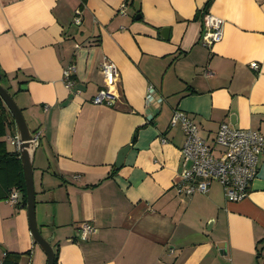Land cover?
<instances>
[{
	"label": "crops",
	"instance_id": "1",
	"mask_svg": "<svg viewBox=\"0 0 264 264\" xmlns=\"http://www.w3.org/2000/svg\"><path fill=\"white\" fill-rule=\"evenodd\" d=\"M209 1L0 0V79L40 139L37 220L58 263L264 264V157L241 202L218 182L191 197L176 189L186 135L171 125L175 111L210 144L223 123L264 134V0H214L208 12L225 21V36L212 47L197 18ZM106 61L120 76L113 106L93 103ZM84 223L97 229L87 241ZM7 253L22 254L19 264L48 262L28 208L0 201Z\"/></svg>",
	"mask_w": 264,
	"mask_h": 264
},
{
	"label": "built area",
	"instance_id": "2",
	"mask_svg": "<svg viewBox=\"0 0 264 264\" xmlns=\"http://www.w3.org/2000/svg\"><path fill=\"white\" fill-rule=\"evenodd\" d=\"M123 8H126V5ZM203 21L202 42L208 47L222 42L225 36V21L209 12L204 15ZM82 22V11L78 10L75 24L81 25ZM251 66L257 71L261 69V65L257 62L252 63ZM76 72L75 65H70L65 70L64 79L69 89H73V76ZM102 72L106 83L94 97L93 103L113 106L118 100L113 88L119 83V72L111 61L103 63ZM156 98V89L150 86L147 94L148 103H153ZM171 125L180 126L186 135V143L182 150V171L176 183L179 194L187 197L207 194L213 183L218 182L223 187L229 201L241 202L249 197L251 186L259 175L260 163L264 157V134L260 130L235 129L223 123L214 142L210 144L201 136L200 126L195 120L182 111L174 112ZM9 140L19 150L18 135ZM21 199V192L14 190L8 201L20 206ZM81 229V238L85 241L97 233V229L88 223H84ZM6 255L0 257V264H4Z\"/></svg>",
	"mask_w": 264,
	"mask_h": 264
},
{
	"label": "water",
	"instance_id": "3",
	"mask_svg": "<svg viewBox=\"0 0 264 264\" xmlns=\"http://www.w3.org/2000/svg\"><path fill=\"white\" fill-rule=\"evenodd\" d=\"M169 29H164L163 37L168 39ZM27 86H23V90H27ZM0 97L5 102L6 106L12 113L15 123L17 135L20 141L19 151L21 153V160L25 175L27 193V208L29 224L34 241V245H38L45 252L48 258L47 264H56V250L51 244L50 239L46 238L40 230L37 220V192L35 185V160L37 150L40 146V139L31 129L24 113L14 96L7 90V88L0 83ZM235 119V116H233ZM131 146L123 148L118 156L117 167L121 168L125 162Z\"/></svg>",
	"mask_w": 264,
	"mask_h": 264
},
{
	"label": "trees",
	"instance_id": "4",
	"mask_svg": "<svg viewBox=\"0 0 264 264\" xmlns=\"http://www.w3.org/2000/svg\"><path fill=\"white\" fill-rule=\"evenodd\" d=\"M81 8H84L88 0H81ZM214 0H210L205 8L199 12L197 18H204ZM2 75V73H1ZM7 78V75L3 73ZM0 83L5 86L0 79ZM11 88H7L10 92ZM16 123L14 117L3 99L0 97V201H8L14 190H19L23 196L22 204L27 208V193L21 153L17 149H11L12 143L8 139L9 136H16ZM36 134V132H35ZM28 254H31L30 252ZM22 254L7 253L4 264H19ZM261 257V254L259 255ZM56 264H58V252L56 251Z\"/></svg>",
	"mask_w": 264,
	"mask_h": 264
},
{
	"label": "rangeland",
	"instance_id": "5",
	"mask_svg": "<svg viewBox=\"0 0 264 264\" xmlns=\"http://www.w3.org/2000/svg\"><path fill=\"white\" fill-rule=\"evenodd\" d=\"M6 88H9V87H6ZM10 93L14 96L15 100L17 101V103L19 102L18 101V98L16 97V92L13 90V89H10ZM11 149H15L14 146L11 145L10 147ZM35 185H36V182H35ZM219 185V184H218ZM37 213H38V210H37ZM37 218H38V214H37ZM44 264H47L46 262Z\"/></svg>",
	"mask_w": 264,
	"mask_h": 264
}]
</instances>
